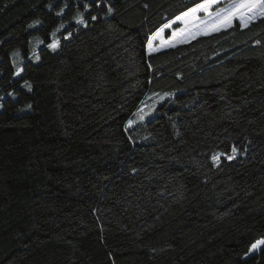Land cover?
Returning <instances> with one entry per match:
<instances>
[{"label":"trees","instance_id":"16d2710c","mask_svg":"<svg viewBox=\"0 0 264 264\" xmlns=\"http://www.w3.org/2000/svg\"><path fill=\"white\" fill-rule=\"evenodd\" d=\"M89 2L0 0V264H264V17L148 54L204 0Z\"/></svg>","mask_w":264,"mask_h":264},{"label":"snow or ice","instance_id":"6c2138e0","mask_svg":"<svg viewBox=\"0 0 264 264\" xmlns=\"http://www.w3.org/2000/svg\"><path fill=\"white\" fill-rule=\"evenodd\" d=\"M219 3V0H204L197 4L194 7H190L188 10L184 11L181 15L176 16L170 23H165L161 28H159L153 35H150L147 39V51L151 54L154 51L153 42L154 40L161 37V34L165 32L166 29L170 28L173 24L177 21L184 23L186 18H195L196 15L200 12L208 13L211 8ZM91 4H95L97 8H101L103 5V0H90L89 3H84L83 8L85 12H90ZM113 11L112 6H107L108 14H111ZM65 13V9L61 8L59 12L56 13L57 16H62ZM264 17V0H233L231 4L227 6H222L217 10L213 16V18L206 22L201 28L197 29V32L200 35H208L209 34V27L215 29V31L219 32L221 30H227L233 28L235 26V22L238 21L240 28L243 30L244 28L248 27L249 24L253 21H256L258 18ZM75 23L78 25L86 26V20L84 18L83 12H78L75 16ZM97 19L96 15L91 16V20L95 21ZM41 22L39 20L33 21V23L29 24V28H33L36 25H39ZM65 25L61 24L55 31L51 33L52 40L50 43H47V48L56 51L58 46V39L57 33L64 29ZM173 38L169 41L168 46H174L177 41L185 42L188 36H192L195 38V34L188 33L187 35L185 32H180L179 34L176 31H173ZM71 36V33H68L64 36V39H68ZM43 40H37V44H43ZM19 52H13L12 56L16 57L19 56ZM36 59L39 60V56H36ZM151 67V65H149ZM23 69L21 67H16L14 76H20ZM23 87L28 88L31 90V84L28 81H24ZM9 95H13V93H9ZM143 103V102H142ZM30 107V106H29ZM140 116L141 120H144L145 116L148 113L141 114L140 112L137 113ZM134 121L129 120L127 122L125 130L127 131L128 128L132 127ZM232 155H226L224 153H216L212 156V160L214 163L218 162V158L222 155H226L228 160L234 158V155L237 152L236 147H232ZM264 248V238H260L255 240L254 243L251 244L249 248V252H253L257 249Z\"/></svg>","mask_w":264,"mask_h":264},{"label":"rangeland","instance_id":"374dc122","mask_svg":"<svg viewBox=\"0 0 264 264\" xmlns=\"http://www.w3.org/2000/svg\"><path fill=\"white\" fill-rule=\"evenodd\" d=\"M232 2H233V0H219V3L217 5H215L213 8H211L208 13L200 12L196 15L195 18H186V21L184 23L177 21L170 28L166 29L165 32L161 34L160 38L154 40V42H153L154 51L152 53L171 49V48H173L179 44L186 43L193 38L192 36H188V38L185 42L177 41V43L174 46L169 47L168 43L173 38V35H172L173 31H176L178 34L180 32H185L186 35L188 33H193V34H195V37L200 36V34L197 32V29L201 28L203 25L206 24L207 21L211 20L214 16L215 12L217 10H219L220 7L227 6L228 4H231ZM170 22H168V23H170ZM167 31H169V34H167ZM212 32H215V29L210 26L209 27V33H212ZM146 52L148 53L147 47H146ZM175 94H176V92H167V93H162V94H149V95L147 94L145 96L144 100L142 101L143 103L140 104L138 109L134 112V114L129 119V120L134 121V124L132 127L139 125L143 121L140 119V116L137 114L138 112H140L141 114L148 113L144 118V120H146L148 118V116L150 114H152L153 109L158 104H160L164 100L172 98ZM150 95H154V96H150ZM127 122H126V125H127ZM126 125H125V128H126ZM132 127H130V128H132ZM130 128H128V129H130ZM262 170H264V162L262 163V165L260 167L257 168V171H262ZM259 250L260 249H257L253 252H249L248 254L250 255V254L257 253Z\"/></svg>","mask_w":264,"mask_h":264}]
</instances>
